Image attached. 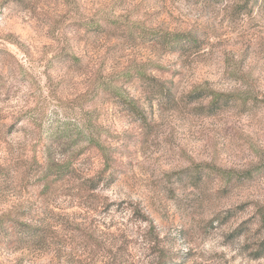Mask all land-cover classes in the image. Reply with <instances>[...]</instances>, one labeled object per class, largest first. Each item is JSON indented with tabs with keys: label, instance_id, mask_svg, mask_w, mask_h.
<instances>
[{
	"label": "rangeland",
	"instance_id": "374dc122",
	"mask_svg": "<svg viewBox=\"0 0 264 264\" xmlns=\"http://www.w3.org/2000/svg\"><path fill=\"white\" fill-rule=\"evenodd\" d=\"M45 149L0 264H264V0H0V164Z\"/></svg>",
	"mask_w": 264,
	"mask_h": 264
},
{
	"label": "trees",
	"instance_id": "16d2710c",
	"mask_svg": "<svg viewBox=\"0 0 264 264\" xmlns=\"http://www.w3.org/2000/svg\"><path fill=\"white\" fill-rule=\"evenodd\" d=\"M191 40L193 35L189 33H167L166 43L170 44L174 39ZM197 44V40L195 41ZM201 91V90H199ZM212 101L218 103L222 100L223 95L218 92H212ZM127 102L132 109L141 114V110L136 106L133 100ZM99 149L106 154L105 148L99 146ZM50 149H45L43 157L35 156L30 162H20L7 159L0 164V184L6 188H16L22 179L43 181V189L50 191L54 184L63 180L72 169V163L62 162L51 158ZM18 209L16 212L5 213L0 216V242L11 246L13 249H35L42 245H48L56 235L54 230L48 224H38L28 220L20 215Z\"/></svg>",
	"mask_w": 264,
	"mask_h": 264
}]
</instances>
